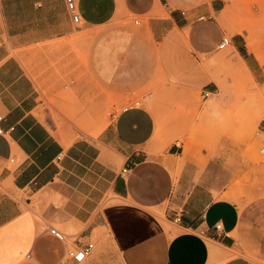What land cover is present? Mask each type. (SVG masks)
I'll return each instance as SVG.
<instances>
[{
  "label": "crops",
  "instance_id": "obj_1",
  "mask_svg": "<svg viewBox=\"0 0 264 264\" xmlns=\"http://www.w3.org/2000/svg\"><path fill=\"white\" fill-rule=\"evenodd\" d=\"M75 1L79 22L65 0H0V264H63L51 226L73 244L106 231L124 264H264V198L190 193L160 221L180 144L158 147L139 103L115 112L157 79L212 91L202 58L226 36L223 0Z\"/></svg>",
  "mask_w": 264,
  "mask_h": 264
},
{
  "label": "rangeland",
  "instance_id": "obj_2",
  "mask_svg": "<svg viewBox=\"0 0 264 264\" xmlns=\"http://www.w3.org/2000/svg\"><path fill=\"white\" fill-rule=\"evenodd\" d=\"M173 1L185 10H194L210 0ZM223 3L226 36L238 37L241 44L239 53L230 42L202 58L207 87L212 88L208 96H203L202 87L178 88L157 79L138 98L115 101L116 113L136 103L153 112L158 147L171 141L180 144L179 153L170 162L173 191L155 211L165 223V212L179 211L190 193H199L201 203L228 199L239 206L264 198V152L260 150L264 145V0ZM49 112L55 121V111ZM110 112L101 122L112 118L114 111ZM106 240V231L100 241L93 236L94 250L86 262L75 263L64 256L63 264H124L121 254L116 255Z\"/></svg>",
  "mask_w": 264,
  "mask_h": 264
},
{
  "label": "built area",
  "instance_id": "obj_3",
  "mask_svg": "<svg viewBox=\"0 0 264 264\" xmlns=\"http://www.w3.org/2000/svg\"><path fill=\"white\" fill-rule=\"evenodd\" d=\"M65 1H66L67 9L72 16L73 21L79 22L80 17H79L76 1L75 0H65ZM182 14H184L183 11H182ZM134 23L137 24L138 19H134ZM230 42H231L230 37L223 36L221 38L219 45H218V48L223 49ZM208 94H209L208 91L203 92V96H208ZM3 119H4V117L0 115V124L3 121ZM11 129H12V127H11ZM5 132H7V131H5L0 125V134H4ZM261 151L264 152V145L261 147ZM123 171L125 172L126 168H124ZM214 228L217 231L218 235L223 234L222 227H221L220 223H216L214 225ZM48 232L50 235H52L53 237H55L56 239H58L59 241H61L65 245V247H66L65 258L69 259L75 263L84 262L91 255V253L94 250V243L93 242L84 241V242H80L77 244H73L72 242L69 241L68 236L56 227H53V226L49 227Z\"/></svg>",
  "mask_w": 264,
  "mask_h": 264
},
{
  "label": "bare ground",
  "instance_id": "obj_4",
  "mask_svg": "<svg viewBox=\"0 0 264 264\" xmlns=\"http://www.w3.org/2000/svg\"><path fill=\"white\" fill-rule=\"evenodd\" d=\"M237 53V52H236ZM259 58H260V56H258ZM239 60H241V59H239ZM242 62V61H241ZM207 64V63H206ZM243 64V63H242ZM245 66V65H244ZM244 68H246L247 69V66H245ZM214 104V103H213ZM262 134L264 135V132H262ZM261 150V149H260ZM114 158V157H113ZM112 202V201H111ZM159 216V215H158ZM164 218V217H163ZM168 222V221H167ZM165 223V222H164ZM166 226H167V224H165ZM168 227V226H167ZM100 228V227H99ZM98 228V229H99ZM99 232V231H98ZM108 240V239H107ZM110 241H111V239H110ZM112 242V241H111ZM107 243V242H106ZM106 246H108V244L106 245ZM107 251V250H106Z\"/></svg>",
  "mask_w": 264,
  "mask_h": 264
}]
</instances>
